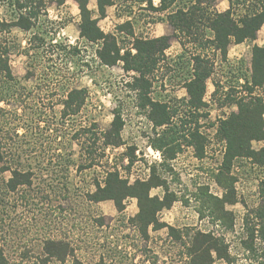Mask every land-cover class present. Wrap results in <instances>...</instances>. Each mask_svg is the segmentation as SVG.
<instances>
[{"label":"rangeland","instance_id":"374dc122","mask_svg":"<svg viewBox=\"0 0 264 264\" xmlns=\"http://www.w3.org/2000/svg\"><path fill=\"white\" fill-rule=\"evenodd\" d=\"M45 1L47 14L36 29H13L0 35V60L8 50L17 80L5 84L0 71V97L4 98L0 102V141L7 153L0 169L5 164L11 167L6 172L0 170V262L43 264L50 241L69 243L71 252L65 262L52 259L46 264H145L147 260L155 264L159 255L176 261L181 249L170 248V239L160 254L154 252V244L148 247L149 243L134 233L128 220L131 212L119 215L112 203L87 200L88 194L96 191L94 182L121 161L120 153L106 150L102 135L111 128L114 113L123 112L129 133L140 132L144 124L136 120L126 76L120 71H101L95 46L80 41L75 48L71 46L77 45L69 42H74V37H68L73 28L68 24L76 18L72 0L64 5L60 4L64 0ZM116 1L123 8L111 9L109 15L119 18L129 12L131 2ZM223 2L218 4L221 10ZM136 11L144 14L138 8ZM14 15L12 0H0V17L10 21ZM229 73L226 67H217L220 86ZM73 89L86 90V102L79 113L64 117V101ZM95 135L99 138L96 143ZM239 163L231 173L222 174L220 167L216 179L209 168L184 172V182L181 178L173 181L174 190L182 191L181 206L204 217L201 228L215 229L229 246L232 262L217 264H264V238L259 230H253L263 227L256 214L264 208V170L248 161ZM14 170L32 173V184L10 191L7 184ZM220 181L228 187L226 192ZM198 183H210L212 193L219 195L223 189V197L234 200L225 208L231 221L214 224L208 210L195 199L201 192L193 188ZM185 217L180 218L184 221ZM196 221L182 223H189L185 228L192 229Z\"/></svg>","mask_w":264,"mask_h":264},{"label":"crops","instance_id":"0c3cea01","mask_svg":"<svg viewBox=\"0 0 264 264\" xmlns=\"http://www.w3.org/2000/svg\"><path fill=\"white\" fill-rule=\"evenodd\" d=\"M92 1L94 4L91 7ZM114 1L116 4L107 7L105 17H101L99 14L97 0H88L87 7L92 12V19L97 20V27L100 31L104 35H110L115 39L122 56L127 52L132 56L138 54L135 46L136 41L147 42L165 39L160 52L155 55V65L149 72L146 71L145 78L151 83L147 97L152 103L166 106L167 111L171 113V118L167 124L161 127L155 126L149 117L151 106H146L145 109L142 108L141 95L143 92L140 87L136 86V80L142 77L141 72L135 69L127 70L123 60L118 61L113 66L106 65L101 61L98 51L103 48L104 40L90 42L81 36V11L78 2L72 0V5L76 10V18H71L72 20L68 24V28L70 26L73 27L71 35H68V37H74V42H69L70 44H75L76 42L77 45L71 46L74 48L78 46V41L86 45L95 46L97 67L101 71H120L126 76V89L128 94L133 98V106L138 114L136 120L139 124H144L140 132L129 133L123 112L118 110L114 113L113 120L118 112L122 121V129L119 134L120 140L118 144L105 146V148L106 150L120 153L121 161L119 164L112 166L111 169L104 171V176L97 182L103 185L108 174L111 172H118L120 178L127 180L130 185L137 181L147 182L151 179L153 170H156L165 184L153 187L150 191V197L162 202L167 190L176 197L170 208L165 207L157 213L158 222L166 226L155 229L153 225H150L147 229L146 237L134 225L132 230L149 243L148 247L154 244L153 250H155V253L161 254L169 246L165 243L167 239H170V242H172L170 248L176 247L181 249L177 253L178 259L176 261L169 260L168 258L163 259L159 255L160 258L155 264H189L190 257L187 254V248L189 247L190 237L196 232L219 237L220 235L215 229L208 227L201 228V224L205 219L199 215V211L193 212L191 209L180 205L183 204L182 196H180L182 191L179 189L174 190V182L178 181V178H181V182H184L182 173L187 171L193 173L199 172L201 168H209L210 171L215 173L216 179L217 172H220V167L224 163L228 147L227 140L218 132L220 124L229 119L233 113H238L236 99L241 97H264V84L261 87L256 86L252 93L245 88L246 84L252 85L254 71L253 49L256 46L264 48V24L256 32V36L253 39H246L238 43L233 37H230V42L224 53L222 48H218L217 46L215 41L216 35L210 27V20L218 14H224L231 9L229 0H224L222 10L220 9L221 5H218L221 0H217L211 5H201L198 13L202 19L198 21V29H196V34L194 35L180 32L168 20V16L175 13L179 8L187 11L188 7L183 8L174 5L163 12L152 11L148 8L146 0H144V3L131 0V3L128 5L129 12L122 17L115 18L109 15V10H116L123 8V6L118 5L116 0ZM65 2L66 0L60 4L64 5ZM157 5L155 3V6ZM137 8L139 9L138 12H144V14H137ZM252 10L254 11V7L251 6L249 0H246V2L240 0L239 4L232 6L231 17L233 21L240 25L239 20L245 15L253 13ZM46 12L45 15L47 14ZM197 59H200L201 65L210 71V76L205 81L204 92L201 95V106L195 107L190 102L192 96L188 85L195 79L198 65ZM242 60L246 61L245 66ZM234 61H237V64L240 66L233 65ZM241 61L242 64L239 63ZM221 66L226 67L230 71V75L225 77L226 80L223 86H220V83L216 79V69ZM234 71L240 72H238L237 76H234ZM235 79L237 80V86L234 85ZM160 138H163L168 143L162 149L155 147L157 139ZM263 147L264 141L252 142V149L256 152ZM168 151H174V156L170 157ZM247 161L249 162V160L244 158L236 159L233 162L231 170H233L235 164ZM254 166L260 168L258 165ZM260 169L264 170V168ZM97 182H94V187H96ZM214 185H216V182L212 184V188ZM179 186L181 187V185ZM193 188H196L197 191L202 188H208V193L219 199L224 198V191L226 192L224 188V191L223 189L220 191V195L216 192L212 193L210 183L208 185L198 183ZM195 199L197 202H201L203 206V200H201L200 196ZM105 203H112L119 215L125 216V214L131 212L132 217L128 218L131 221L139 213L138 200L136 198L125 200L123 203L125 209L123 211H119L117 205L112 200L97 204ZM227 205L229 203L225 204V208ZM230 205H233V203ZM180 217H185L186 220L184 221L188 222L193 218H197L196 227L186 229L185 226H188L189 223H184V225L182 223L184 221ZM214 224L217 225V222H214ZM170 228L179 231L182 235V240L171 236ZM186 237H188V241ZM228 253L231 255L229 246ZM212 255L214 264L222 261L226 263L224 259H217L214 252H212ZM145 264L150 263L147 260Z\"/></svg>","mask_w":264,"mask_h":264},{"label":"trees","instance_id":"16d2710c","mask_svg":"<svg viewBox=\"0 0 264 264\" xmlns=\"http://www.w3.org/2000/svg\"><path fill=\"white\" fill-rule=\"evenodd\" d=\"M38 1V3H36ZM81 11V36L90 42H97L104 40V45L98 51V56L101 61L109 66H113L118 61L123 60L127 70L135 69L141 72L142 77L136 80V86L142 90V108L151 106L149 113L150 119L154 122L156 127H161L170 121L171 113L167 111L166 106L158 103H152L147 97V93L151 87V83L145 78L146 71L149 72L156 63V54L160 52V48L165 42V39L154 41H136V49L138 54L132 56L130 53L125 55L120 54L115 39L110 35H104L97 27V20L92 19V12L88 9V0H76ZM128 0H126L127 2ZM131 1V0H130ZM144 1V0H141ZM217 0H190L188 3H182L183 0H146L148 8L152 11H165L174 5L179 7H188L185 11L179 8L175 13L168 16L169 22L180 32L194 35L198 29V21L202 18L199 16L200 6L203 4L211 5ZM251 6L254 7L253 13L245 15L239 20V24L233 21L231 17V9L234 4H239L240 0H229L231 9L224 13L218 14L215 18L210 20V27L215 32L216 43L218 48L226 52V47L230 42V37H233L236 42L240 43L246 39H253L256 32L264 24V0H249ZM63 2V1H61ZM139 2V1H137ZM157 2V6L155 3ZM246 2V0H243ZM15 8V15L12 20H4L0 17V35L3 33L10 34L13 29H19L24 32H30L36 29L37 23L45 14L47 3L45 0H12ZM35 4V6H34ZM37 4V5H36ZM98 10L101 17H105L107 7L114 6V0H97ZM259 6V7H258ZM258 7V8H257ZM259 10H257V9ZM36 37V32L34 33ZM0 60V71L3 74V81L6 84L17 81L14 77L11 67L9 65V51ZM197 70L195 79L188 85L189 92L192 96L190 101L195 107L201 106V95L204 92L205 81L210 76V71L201 65L200 59H197ZM253 76L252 85H245V88L250 93L253 92L256 86L264 84V48L254 47L253 49ZM87 92L82 89H73L68 93L67 99L64 101L63 116L76 115L86 102ZM3 96L0 97V102H3ZM238 105V113H233L229 119L220 124L219 133L227 140V154L224 163L221 167L223 172L231 173L233 162L236 159L244 158L249 160L252 165H258L264 168V147L258 152L252 149L253 141H264V97H241L236 99ZM0 112L2 110L0 109ZM175 113V112H173ZM111 124L110 130L104 132V145L118 144L120 131L122 129V121L118 112ZM1 119V117H0ZM1 133V132H0ZM99 138L94 136V141ZM168 143L163 138L157 139L156 148L162 149ZM3 143L0 141V163L5 161L6 151L2 148ZM202 148V147H201ZM170 157L174 156V151H168ZM5 164V163H4ZM11 167L5 164L0 170L1 172L9 171ZM83 170L84 168H78ZM221 173V172H220ZM33 174L30 172L13 171V177L8 181L7 187L10 191H15L18 187L32 184ZM165 182L162 181L160 175L156 170H153L152 177L147 182L137 181L130 185L127 180L120 178L118 172H111L108 174L103 185L96 183V191L88 194L87 200L93 203H100L112 200L117 205L119 211L125 209L124 201L128 198H136L138 200L139 213L132 219L133 225L139 232L146 237L147 229L153 225L155 229L162 228L166 225L159 223L157 220V213L163 208H170L176 197L173 193L166 192L164 200L161 202L158 199L150 197V191L153 187L162 186ZM227 190L228 187L221 183ZM263 186V182H262ZM199 196L201 198L203 207L209 210L210 217L214 222H226L232 220L230 214L225 210V204H232L234 200L228 198L219 199L208 193L207 189H200ZM256 217L260 223L259 229H253L254 233L259 230L262 238H264V208L260 210ZM171 236L178 240H182V235L179 231L170 228ZM49 247L46 249L47 257L42 262L46 264L52 259L59 262H65L70 255V244L62 241H50ZM187 254L190 257L189 264H214L212 252L216 254L217 259H224L227 262H232V258L228 253V245L221 236H213L212 234H205L196 232L189 239V247ZM0 264H5L4 260Z\"/></svg>","mask_w":264,"mask_h":264},{"label":"built area","instance_id":"2783aa9c","mask_svg":"<svg viewBox=\"0 0 264 264\" xmlns=\"http://www.w3.org/2000/svg\"><path fill=\"white\" fill-rule=\"evenodd\" d=\"M157 3V2H156Z\"/></svg>","mask_w":264,"mask_h":264}]
</instances>
